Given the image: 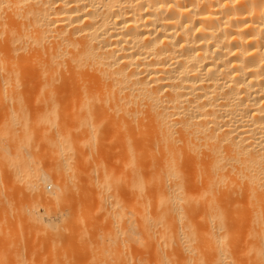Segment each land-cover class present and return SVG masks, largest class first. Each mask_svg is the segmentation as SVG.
I'll use <instances>...</instances> for the list:
<instances>
[{
    "label": "bare ground",
    "instance_id": "1",
    "mask_svg": "<svg viewBox=\"0 0 264 264\" xmlns=\"http://www.w3.org/2000/svg\"><path fill=\"white\" fill-rule=\"evenodd\" d=\"M0 97V165L33 179L25 215L55 230L38 207L75 187L81 221L103 212L112 232L98 237L99 215L94 241L46 233L47 262L74 244L92 261L117 232L129 253L103 264H264V0H0ZM105 136L115 155L96 173ZM69 204L65 225L81 218Z\"/></svg>",
    "mask_w": 264,
    "mask_h": 264
},
{
    "label": "rangeland",
    "instance_id": "2",
    "mask_svg": "<svg viewBox=\"0 0 264 264\" xmlns=\"http://www.w3.org/2000/svg\"><path fill=\"white\" fill-rule=\"evenodd\" d=\"M1 98V97H0ZM1 101V100H0ZM2 102V101H1ZM63 104H65V106L63 107V110L61 109V112L63 111H65L66 113H67V115L69 114L70 115V112H69V110L66 108L67 106H68V104H66L65 102H63ZM0 107H1V104H0ZM27 108H29L28 110H33V108H34V105L32 104V102H29V105H28V107ZM1 110H0V118L1 119H3L2 117H1V112H3V110H2V107L0 108ZM2 115H3V113H2ZM62 115H63V113H62ZM69 115H68V117H69ZM66 116V115H65ZM63 117V116H62ZM67 117H64V122L66 123V121L68 122V120L66 119ZM0 119V121L2 122V120ZM0 124H2V123H0ZM2 126V125H1ZM2 130V128L0 127V131ZM1 134V133H0ZM106 139V140H105ZM0 140H1V138H0ZM0 144H1V142H0ZM1 148V147H0ZM37 148V147H36ZM101 151L99 152V154L95 157L96 159H98L99 160V163H98V166L95 168V171H96V173H100V168L104 165V163L105 162H107L109 159H110V157H107L108 155H110V156H113V155H115V150L114 149H112V144H111V142L106 138V136L105 137H103V141L101 142ZM106 153H107V155H106ZM47 159H49V160H47ZM41 160H42V162H43V165L44 164H48V165H53L52 164V162L51 161H53L52 160V158H48V157H42L41 158ZM51 160V161H50ZM1 161V160H0ZM51 163H50V162ZM54 161H55V159H54ZM0 163H2V162H0ZM46 164V165H47ZM57 163H55L54 165H56ZM3 165V164H2ZM2 165H0V166H2ZM46 165H44V166H46ZM53 165V166H54ZM8 167V166H7ZM7 167L5 168V165H4V167L2 166L1 167V169H0V171L1 170H4V171H6V174H4L5 172L4 171H2V172H0V197H2L1 199H0V205H1V208H0V210H2V208L3 207H5V206H9L10 205V207L11 206H14L13 208H12V210H11V208H7V207H5V208H3V209H6V211H8V210H10V211H12V213L10 212V211H8V212H10L11 213V215L13 216L14 215V218H15V220H14V218L10 215V218H9V213L7 214L8 216H6V213L4 214V212H3V214L4 215H0V245H1V247H0V252H2V254L4 255V253H5V255L7 256V259H6V256H5V258H4V260L2 259L4 256H2V254L0 253V256L2 257L1 258V260H3L4 262H5V260H6V263L8 262L9 263V260L8 259H12V260H14L13 262V264H15L16 263V261L17 262H19V261H21V258L22 257H25L26 259H28L29 260V263H31V262H33V263H35L36 261H33V260H39L38 262H41V264H46V263H51V262H53V260H54V262L57 260L56 258H60V257H62L63 259H62V261H65V262H63V264H68V263H71L70 262V260L72 261V257L71 256H69V255H74V257H75V255H77L78 256V254L79 253H81V251H79V252H77V251H75V250H77L78 248H77V246L74 244L73 246H74V248H75V250H73V252H72V254H71V249H69L70 247H71V245H69V243H66V244H63L62 245V247H66L67 245H69V246H67L66 248H67V252H66V249L65 250H63L64 248H62V249H60L61 248V245L58 247L59 248V250H62V251H60V253H59V255L60 256H56V254L58 253V249L56 250V254H55V252L54 251H52L53 253H50V255H51V258L53 257L54 259H52V260H50V261H46L44 258H47V257H43V255L45 256V254H43V253H45V252H48L47 254H49V252L50 251H45L44 252V250L46 249L45 247H47V246H45V244H46V242H44L42 239L44 238L43 236L45 235V241L46 240H48L47 238L48 237H46V233H50V234H48L47 236H49L50 235V237L51 238H53V237H55V236H57L58 234H61V235H58L57 237L59 238V239H62V241H63V239L64 240H67V241H69L70 242V240H68V238L69 237H67V236H65V238H67V239H65V238H63V236L64 235H68V234H70L71 236H72V234H74L75 233V235H76V233L77 234H80V235H82V234H85V233H87L88 234V238L87 239H91L90 237H92V233L91 234H89V230L88 229H86L84 226L86 225H90V223H88V221H87V223L88 224H85L86 222H85V219H84V221H81L82 220V217L79 215V212H78V208H79V210L80 209H83V202L85 201L83 198V194H81V197H82V199H83V201H82V199H80V198H77V197H79L78 195H77V197L76 196H74L75 195V192H76V188L75 187H72V191H70L68 194L70 195V196H67V198H70V199H72L71 201H70V204L69 203H67V205L66 204H64L63 206H65V208H54L55 210H57V211H55L54 209H53V211H55L56 213H49V212H46L45 211V209L43 208V207H38V211L40 212V213H47L46 215H45V218H46V220L48 221V222H52V225L56 228L55 230H47L46 231V229L47 228H45V230H43L44 229V227H43V229H42V227L40 228V225L41 224H39L38 223V225L36 224H33L35 221H33V220H31L30 221V219H29V217L27 216V215H25V213L26 212H24L25 210V206L27 205V202H29L30 200H28L27 199V197L30 199V196L33 194H31V195H29L30 194V189L28 188V186L26 185V184H30V183H32L33 182V179L32 178H26V180L24 181V180H22L21 178H18V180H17V178H15V175L13 174L14 172H12L10 169V167H8L9 168V172H10V174L8 173V169H7ZM4 168V169H3ZM4 172V173H3ZM7 174H9L8 176H7ZM8 177H11L10 179L8 178ZM51 178H53V176L52 177H50L49 179H51ZM3 181L5 182L4 184H3ZM6 181H9V182H7L6 183ZM2 182V183H1ZM11 182V183H10ZM22 182V183H21ZM69 183H71L70 181H69ZM27 186V187H25V185ZM18 186V187H17ZM25 187V188H24ZM17 188V189H16ZM24 188V189H23ZM27 188H28V190H27ZM47 191H52L53 190V185H49V184H47ZM22 189V190H21ZM17 190V191H16ZM24 190V191H23ZM11 191V192H10ZM30 191V192H29ZM84 191L82 190V193H83ZM7 196H5V195ZM11 194V195H10ZM27 194V195H26ZM2 195V196H1ZM13 195V196H12ZM4 196V197H3ZM22 196V197H21ZM6 197V198H5ZM9 197V198H8ZM32 197V196H31ZM75 197V198H74ZM34 199H35V197H33ZM5 199H7V203H5L3 200H5ZM24 199V200H23ZM27 199V200H26ZM34 199H31V200H34ZM16 200V201H15ZM21 200L23 201V202H21ZM27 202H26V201ZM25 201V202H24ZM68 202H69V200H67ZM82 201V202H81ZM91 202V201H90ZM3 203H5V206H3L4 204ZM16 205H15V204ZM23 203H25V204H23ZM71 203H73L72 205H71ZM80 203H82V204H80ZM91 203H93V204H91ZM89 205L90 206H92V205H94V204H96L97 205V203H96V201H94V202H91ZM11 204H13V205H11ZM21 204H23V205H21ZM68 204L70 205V208H71V206H73V208H75V207H77V208H75L74 209V212H76L81 218L79 219V217L78 216H75V219H76V217H77V219H76V223H71L70 221L68 222V223H71V224H68V223H66L67 222V220H66V225L68 226V225H73L72 227H70V226H68L69 228L67 229V227L65 228L64 227V225L65 224H62V223H64V221H61V220H59V218L57 217V214H59V212H61V211H59L60 209L61 210H65L66 211V206H68ZM18 205V206H17ZM75 205V206H74ZM96 205H94V206H96ZM22 206V207H21ZM82 208H81V207ZM24 207V208H23ZM23 210H22V209ZM92 208V207H91ZM94 208H97V207H93L92 209H94ZM8 209V210H7ZM67 209H69V208H67ZM77 210V211H76ZM4 211V210H3ZM65 211H63V212H65ZM94 211V210H93ZM96 211H97V209H96ZM22 212V213H21ZM67 212V211H66ZM92 212V211H91ZM95 212V211H94ZM20 213H21V215H20ZM23 213H24V215H23ZM76 213H75V215H76ZM101 214L103 213V212H100ZM0 214H2V212H0ZM17 214V215H16ZM81 214V213H80ZM101 214H99V212L97 211V213H95V214H93L94 215V217H95V219H101ZM20 215V216H19ZM23 215V216H22ZM82 215V214H81ZM99 215H100V217H99ZM2 216V217H1ZM3 216H5V220H6V217H8L9 219H12V220H9V223H8V220H6V221H4V219H3ZM28 218V220H27V218ZM99 217V218H98ZM1 219H3V220H1ZM70 219V218H69ZM89 219H92V220H94L93 222H92V220H90L89 222H91V224H92V226L90 227V226H88L89 227V229L90 228H93V230H95L96 229V225H97V222L98 221H96L93 217L92 218H90L89 217ZM103 219H104V217H102V219H101V221L99 220V222H98V224L101 222V225L99 226V228H101V227H104V226H102V225H105L106 224V229L105 228H101L100 229V231L101 230H103V233H105V231L106 230H108V228H107V226H108V222L106 221V223H105V221H103ZM57 220H58V223H57ZM87 220V219H86ZM4 221V222H3ZM27 221H28V223H27ZM56 221V222H55ZM61 221V222H60ZM95 221H96V223H95ZM9 224V227H8V224ZM29 222H31V224L32 225H35V227H38L37 229L36 228H32V226H31V224L29 223ZM85 222V223H84ZM7 225H6V224ZM27 223V224H26ZM36 223V222H35ZM77 223H78V226H77ZM94 223H95V226H94ZM55 224V225H54ZM56 224H58V225H56ZM81 224V225H80ZM1 225H3L4 227H8V228H5V231H4V227L3 226H1ZM12 226V228H10L11 226ZM23 225V226H22ZM61 225H63V229L61 228ZM65 225V226H66ZM84 225V226H83ZM20 226L23 228H20ZM43 226V225H42ZM77 226V227H76ZM15 229H14V228ZM28 227H30L29 229H30V231H29V229H28ZM59 227V230H57V228ZM80 227V228H79ZM97 227H98V225H97ZM3 228V229H2ZM18 228V232L16 231V229ZM71 228V229H70ZM9 229V230H8ZM11 229L13 230V231H16V233L18 234V241L19 242H17L16 241V239H15V237L17 236V235H15V237H13L12 235L13 234H16V233H13L12 231H11ZM20 229V230H19ZM24 229H25V231H24ZM27 229V230H26ZM31 229H33V231L31 230ZM73 229H75V232L74 233H72V230ZM78 229V231H80L81 232V229H82V231H83V229H86V232L85 233H78L76 230ZM8 230V231H7ZM22 230V231H21ZM41 230V231H40ZM61 230V231H60ZM65 230H67V231H65ZM87 230L89 231V232H87ZM92 232H96L97 230H98V228L95 230V231H93L92 229H90ZM112 230V229H111ZM10 231L13 233L12 235H9L10 237H8V233L7 232H9L10 233ZM25 232V234H24V232ZM29 231V232H28ZM34 231H36L35 233H33ZM40 231V232H39ZM42 231H44V232H42ZM85 231V230H84ZM83 231V232H84ZM97 232L99 235H100V233L102 234V235H98L97 233H96V235H98V237L101 239L102 237L101 236H105L106 234H103L102 233V231L101 232ZM109 231V230H108ZM112 231H114V233L116 232V230H115V228L112 230ZM41 232H42V234H41ZM55 232V233H54ZM58 232H60V233H58ZM62 232H64V235L62 236ZM69 232H71V233H69ZM109 232H111V231H109ZM109 232H106L107 233V235H108V233ZM37 233H40L39 235L37 234ZM57 233V234H56ZM112 233V232H111ZM11 234V233H10ZM29 234H30V236H29ZM34 234V235H33ZM35 234H37V240H36V235ZM87 234H85L86 236H87ZM94 234V236L93 237H95L96 235H95V233H93ZM91 235V236H90ZM113 235V237L115 238V240H114V238L113 239H111V237H109L111 240H114L115 241V243H113L112 241V243H113V245L115 246V248L117 247L118 249L119 248H121L122 249V251L120 250V254H122L121 256H123L124 254H126V250L127 249H129L128 248V246L127 245H123V244H119L122 240H120L122 237H120V236H122V235H120L119 234V236L117 235V232L115 233V234H112ZM115 235V236H114ZM5 236L7 237V238H5ZM24 236V237H23ZM29 236V237H28ZM53 236V237H52ZM59 236H61V237H59ZM74 236V235H73ZM104 236H103V238H104ZM108 236H110V234L108 235ZM116 236H117V238H116ZM13 237V242H12V239H9V242L7 241L8 240V238H12ZM93 237H92V240H93ZM97 237V236H96ZM17 238V237H16ZM31 238V239H30ZM42 238V239H41ZM4 239H5V241L8 243H6V244H3L4 243ZM7 239V240H6ZM15 239V240H14ZM71 239V238H70ZM117 239H119L117 242H116V240ZM92 240H89V241H91L92 242ZM94 240H95V238H94ZM93 240V241H94ZM102 240V239H101ZM16 241V243H20L21 245H23L22 247L24 248H22L21 247V252H19L20 251V249H18L17 250V248L16 247H20L18 244V246H16V245H14V244H12V243H14ZM36 241V242H35ZM39 241H43L42 243L40 242L39 243ZM62 241H61V243H62ZM66 241V242H67ZM120 241V242H119ZM24 244H23V243ZM34 243V244H33ZM39 243V244H38ZM44 243V244H43ZM63 243H64V241H63ZM118 244V246H116L117 244ZM29 244H30V247H27V246H29ZM32 244V245H31ZM36 244V245H35ZM41 244V245H40ZM43 244V245H42ZM71 244V243H70ZM125 244H127V241L125 242ZM14 245V246H13ZM26 245V246H25ZM65 245V246H64ZM94 245V244H93ZM3 246H5V247H3ZM7 246V247H6ZM16 246V247H15ZM45 246V247H44ZM114 246L113 247H111V249H112V251H110V248H107L106 247V249H107V251H105L103 248H101L100 250H97L96 251V254H97V257L96 256H93V254H95V253H89V251L91 252V251H93L94 249L96 250V246L94 247V246H92V249H93V247H94V249L93 250H87L88 251V253L89 254H92V255H89L88 256V254H87V257H88V259L89 258H91V259H89V260H92V261H86L87 263H95V264H97L98 263V259L100 258V260H99V264H103V259L105 260V258H101V257H98V251L100 252L99 253V256L101 255V254H103V253H105V252H107V253H109L110 252V254H112L111 252H114L113 250H114ZM121 246V247H120ZM127 246V247H126ZM14 247V248H13ZM34 247H37L38 249H36V248H34ZM126 249H125V248ZM4 250H3V249ZM26 248H27V250H26ZM41 248V249H40ZM116 248V249H117ZM7 249V250H6ZM33 249V250H32ZM108 249H109V251H108ZM125 251H124V250ZM29 250H30V252H29ZM32 250V251H31ZM35 250H38L37 251V254L39 255L38 257H37V255H33L32 256V253L33 254H36V251ZM69 250H71V251H69ZM80 250V249H79ZM15 251H18L20 254H24V252L25 251H27V252H29V253H27V252H25V254L23 255H20L18 252V255H17V258H15L16 257V252ZM39 251H41L40 253H39ZM65 251V252H64ZM75 251V252H74ZM104 251V252H103ZM116 251V250H115ZM123 251H124V254H123ZM128 251V250H127ZM10 252L13 254H10ZM68 252H69V254H68ZM85 253L86 251H82V253ZM93 252H95V251H93ZM101 252H103V253H101ZM7 253H9L10 255L8 256V254ZM78 253V254H77ZM87 253V252H86ZM107 253H105L106 255H108ZM128 253H129V251L127 252V255H128ZM15 254V255H14ZM53 254H55V255H53ZM105 254H104V256H105ZM19 255H20V257H19ZM41 255H42V257H43V259L42 258H40L39 259V257H41ZM53 255V256H52ZM58 255V254H57ZM68 255V256H67ZM47 256V255H46ZM67 256V257H66ZM76 256V257H77ZM86 256V255H85ZM84 256V257H85ZM92 256V257H91ZM103 256V255H102ZM103 256V257H104ZM109 257H112L113 256V254L110 256V255H108ZM32 257V261L30 260V258ZM36 257V258H35ZM75 257V258H76ZM83 256H79V257H77V258H79V259H77V260H74V258H73V260L74 261H72L73 263L74 262H76L77 264H79V262L78 261H81L82 260V262L83 263H81L80 262V264H84L85 263V260H87V258L83 261V259H81V258H84ZM94 257H95V259L97 258V261H95V259H94ZM109 257H107L108 259H109V261L111 260L112 261V259H110ZM38 258V259H37ZM49 256H48V259L47 260H49V259H51ZM17 259H19V260H17ZM24 258H22V263L23 262H25V260L26 259H24ZM61 259V258H60ZM60 259H58V260H60ZM67 259H69L68 261L69 262H67ZM61 260L60 261H56L55 263H60V262H62ZM106 261H107V259H106ZM105 261V263H107ZM108 262V263H110V264H112V262L114 261H112V262ZM10 262L12 263V261L10 260ZM38 262H36V263H38ZM101 262V263H100ZM3 263V262H2ZM75 263V264H76ZM87 263H85V264H87ZM246 263H248V262H246ZM24 264V263H23ZM25 264H28V261H26V263ZM244 264H245V262H244Z\"/></svg>",
    "mask_w": 264,
    "mask_h": 264
}]
</instances>
